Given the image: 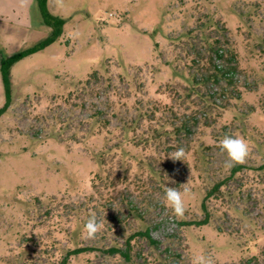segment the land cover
Wrapping results in <instances>:
<instances>
[{"label":"rangeland","instance_id":"rangeland-1","mask_svg":"<svg viewBox=\"0 0 264 264\" xmlns=\"http://www.w3.org/2000/svg\"><path fill=\"white\" fill-rule=\"evenodd\" d=\"M47 8L62 35L11 67L0 115V264H264V0ZM33 19L0 22V62L49 35ZM226 135L250 148L231 169Z\"/></svg>","mask_w":264,"mask_h":264},{"label":"clouds","instance_id":"clouds-1","mask_svg":"<svg viewBox=\"0 0 264 264\" xmlns=\"http://www.w3.org/2000/svg\"><path fill=\"white\" fill-rule=\"evenodd\" d=\"M219 147L223 153L227 154V160L225 161V168L231 169L237 164H244L250 154V148L247 141L239 136L233 137L226 135L219 141ZM185 149L178 148L176 151L170 153L168 158L175 161L185 162ZM183 192L176 187H167L165 189V200L167 206H169L177 217H183L186 208L184 196L190 191L187 184H183ZM102 222L97 220L96 214L91 213L87 223L84 226V232L86 238H95L97 233L103 229ZM192 264H214L210 257L198 255L193 258Z\"/></svg>","mask_w":264,"mask_h":264},{"label":"trees","instance_id":"trees-1","mask_svg":"<svg viewBox=\"0 0 264 264\" xmlns=\"http://www.w3.org/2000/svg\"><path fill=\"white\" fill-rule=\"evenodd\" d=\"M36 2L38 5V8H39V12H40L41 18L43 20V23H44V25H46L47 27L50 28V33L47 37H45L44 39H42L39 42H37L36 44H34L32 47H30L26 50H22V51H19L17 53H14L13 55H11L7 58L1 59L0 72H1V76H2L4 91L6 94V101H5L4 105L2 106V108H0V115L2 113H4L6 111V109L8 108V106L10 105V100H9V72H10L11 67L15 63H17L18 61L23 59L24 57L31 55L33 53L39 52V51L45 49L46 47L50 46L51 44L55 43L59 39V37L62 35V32H63L65 20H63L62 18L55 16L49 12V10L47 8V0H36ZM216 190H217V186L213 188V191H216ZM207 197H210V192L207 194ZM202 208L203 209L206 208L204 202H202ZM138 236L146 238L148 240V242L151 244H155V241L151 239L147 230L145 232L139 233ZM129 244H130L129 241H126V245L128 246ZM79 252L80 251L78 249L73 250V251H71V253H72L71 255H75Z\"/></svg>","mask_w":264,"mask_h":264},{"label":"crops","instance_id":"crops-1","mask_svg":"<svg viewBox=\"0 0 264 264\" xmlns=\"http://www.w3.org/2000/svg\"><path fill=\"white\" fill-rule=\"evenodd\" d=\"M36 16L41 17L36 0H0V22L28 29Z\"/></svg>","mask_w":264,"mask_h":264}]
</instances>
